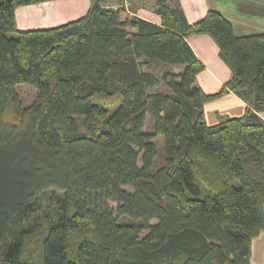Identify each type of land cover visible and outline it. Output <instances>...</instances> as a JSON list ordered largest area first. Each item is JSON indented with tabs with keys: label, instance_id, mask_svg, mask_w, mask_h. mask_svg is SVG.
Listing matches in <instances>:
<instances>
[{
	"label": "trees",
	"instance_id": "16d2710c",
	"mask_svg": "<svg viewBox=\"0 0 264 264\" xmlns=\"http://www.w3.org/2000/svg\"><path fill=\"white\" fill-rule=\"evenodd\" d=\"M42 1L0 0V264H252L264 30L237 34L216 7L189 23L168 0L150 5L160 23L123 15L130 0H91L19 29L16 8ZM195 34L231 71L213 94L197 83ZM228 91L243 113L208 124L204 103Z\"/></svg>",
	"mask_w": 264,
	"mask_h": 264
},
{
	"label": "crops",
	"instance_id": "0c3cea01",
	"mask_svg": "<svg viewBox=\"0 0 264 264\" xmlns=\"http://www.w3.org/2000/svg\"><path fill=\"white\" fill-rule=\"evenodd\" d=\"M46 1L49 2L51 0ZM46 1H42V3ZM106 1L107 5H117L121 0ZM153 1L154 0H130V4L127 6V9L123 11V15L131 16L134 14L152 22L160 23L159 16L150 7ZM168 1L178 5L183 10L189 23H193L203 17L210 7H216L218 9H220L219 6L221 7V5H219L221 0ZM246 1L249 2L247 8L252 7L250 5L251 2L249 0ZM147 2L151 3L148 4ZM90 3L91 0H52L48 5H40L35 8L31 7L34 3L20 6V10H18L20 7L15 10L16 24L19 29L41 28L40 25H45V27L42 26V28H46V25H54L55 23L62 24L83 15L91 5ZM221 11L225 13V10ZM35 13L44 14L45 18L42 17L41 20H47L50 24L33 19L32 15ZM249 21L252 20L250 19ZM253 23L254 25L256 24L255 22ZM238 24L240 28L237 34L253 31L249 30L253 29L252 25H243L240 22H238ZM232 25L235 31L233 22ZM187 42L203 64V69L197 74V83L207 94L217 92L230 79L231 71L227 64L220 58L216 43L207 34L191 35L187 38ZM245 107L246 103L242 98L234 92L228 91L220 97L205 102L203 105V114L208 124H215L225 118L241 115ZM259 115L264 119V111L259 112ZM250 261L252 264H264V230L260 231L259 234L251 240Z\"/></svg>",
	"mask_w": 264,
	"mask_h": 264
},
{
	"label": "rangeland",
	"instance_id": "374dc122",
	"mask_svg": "<svg viewBox=\"0 0 264 264\" xmlns=\"http://www.w3.org/2000/svg\"><path fill=\"white\" fill-rule=\"evenodd\" d=\"M51 1H49V2L46 1L43 3L37 2V3H34V5H32L31 7L35 8V7H38L40 5H48ZM249 1L251 2L250 5L252 6L249 8H247V6H248L247 4L249 2L246 0H221V2L219 3V5H221V7L219 6V8L221 10H225V13H224L225 16L227 18H229V20L231 22H233V24L235 26V32L236 33H239L238 30L240 28V25L238 24V22L242 23L243 25H250V26L252 25L253 29H249V30H253V31H249V32L254 33V32L264 30V0H249ZM150 3L151 2H149L148 4H150ZM111 6L113 7L114 5H111ZM231 8H232V10H231ZM20 9H21V7L18 10H20ZM42 17L45 18V15L44 14L41 15L39 13H35L32 15L33 19H37V21H40L42 23L50 24V23H48L47 20L42 21L41 20ZM250 19L253 22H255L256 24L254 25V23L252 21H249ZM58 24H60V23H55L54 25L50 24V25H46V26L47 27L48 26H56ZM42 26L45 27V25H40L41 28H42ZM9 36H14V34H9ZM17 90L19 92L22 103L24 105H28L35 96V90L33 88L27 86L26 84L18 85ZM40 200H41V202H40L41 206L42 207H44V205L46 206L47 199L43 196L40 198Z\"/></svg>",
	"mask_w": 264,
	"mask_h": 264
},
{
	"label": "built area",
	"instance_id": "2783aa9c",
	"mask_svg": "<svg viewBox=\"0 0 264 264\" xmlns=\"http://www.w3.org/2000/svg\"><path fill=\"white\" fill-rule=\"evenodd\" d=\"M128 4H129L128 1H124V6H128ZM113 7L116 8L117 6L114 5Z\"/></svg>",
	"mask_w": 264,
	"mask_h": 264
}]
</instances>
